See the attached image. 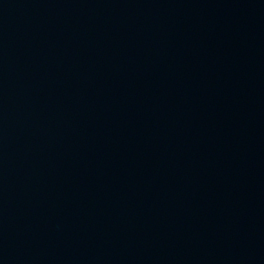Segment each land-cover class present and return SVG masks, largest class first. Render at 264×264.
<instances>
[{
  "label": "water",
  "instance_id": "water-1",
  "mask_svg": "<svg viewBox=\"0 0 264 264\" xmlns=\"http://www.w3.org/2000/svg\"><path fill=\"white\" fill-rule=\"evenodd\" d=\"M0 264H264V0H0Z\"/></svg>",
  "mask_w": 264,
  "mask_h": 264
}]
</instances>
